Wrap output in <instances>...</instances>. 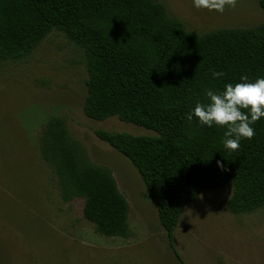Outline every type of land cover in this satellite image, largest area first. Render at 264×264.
Instances as JSON below:
<instances>
[{
	"label": "trees",
	"instance_id": "trees-1",
	"mask_svg": "<svg viewBox=\"0 0 264 264\" xmlns=\"http://www.w3.org/2000/svg\"><path fill=\"white\" fill-rule=\"evenodd\" d=\"M53 29L85 54V113L156 132L95 131L139 170L170 240L205 188L232 183L228 208L235 214L264 207V117L235 151L223 147L224 127L185 118L197 102H208L206 89L219 92L241 75L264 77V24L197 33L158 0H0V59L27 57ZM213 71L224 75L214 79ZM40 150L64 200L84 198V216L101 234L130 235V207L116 178L90 160L64 117L47 120Z\"/></svg>",
	"mask_w": 264,
	"mask_h": 264
},
{
	"label": "rangeland",
	"instance_id": "rangeland-1",
	"mask_svg": "<svg viewBox=\"0 0 264 264\" xmlns=\"http://www.w3.org/2000/svg\"><path fill=\"white\" fill-rule=\"evenodd\" d=\"M158 1L197 33L264 24L260 0H237L223 13L196 9L191 0ZM88 76L83 50L58 29L27 57L0 59V264H264V207L232 213V183L205 188L169 239L139 170L95 133L156 132L118 116L89 117ZM55 115L93 163L112 171L129 203V236L101 234L84 216V198L63 199L40 150Z\"/></svg>",
	"mask_w": 264,
	"mask_h": 264
},
{
	"label": "clouds",
	"instance_id": "clouds-1",
	"mask_svg": "<svg viewBox=\"0 0 264 264\" xmlns=\"http://www.w3.org/2000/svg\"><path fill=\"white\" fill-rule=\"evenodd\" d=\"M191 3L196 9L223 13L226 7L235 8L237 0H191ZM223 75L221 71L212 72L214 79ZM204 95L208 102H197L186 114L188 122L195 117L199 126L224 127L222 144L229 151L237 150L241 139L254 136L252 125L264 117V77L249 81L247 75H241L240 82L226 83L219 92L206 89ZM217 164L223 167L220 161Z\"/></svg>",
	"mask_w": 264,
	"mask_h": 264
}]
</instances>
